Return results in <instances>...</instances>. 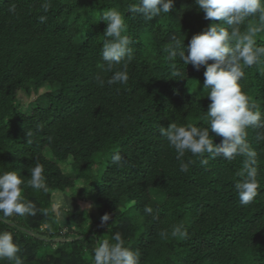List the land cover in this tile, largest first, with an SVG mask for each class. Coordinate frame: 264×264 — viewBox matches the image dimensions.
Instances as JSON below:
<instances>
[{"label":"trees","instance_id":"obj_1","mask_svg":"<svg viewBox=\"0 0 264 264\" xmlns=\"http://www.w3.org/2000/svg\"><path fill=\"white\" fill-rule=\"evenodd\" d=\"M138 2L0 0V171L15 170L26 180L41 163L49 192L21 186L22 196L39 209L50 208L51 192L67 189L75 190L74 200L97 206L96 215L69 212L68 225L41 211L0 220V231L12 233L24 264H93L96 243L111 241L117 231L125 246L139 249L141 264H264V141L257 140L264 128L247 129L259 184L247 205L235 189L245 157L186 153L183 160L194 163L181 172L160 133L171 122L209 127L205 68L197 71L178 56L170 60L166 49L172 35L187 47L193 35L219 21L206 20L194 0H173L168 14L149 21L128 11ZM44 3L50 4L46 13ZM110 8L124 16L132 49L128 82L111 86L107 80L123 66L111 72L102 66L107 25L100 17ZM258 24L250 17L241 30ZM256 43L264 46V32ZM173 71L181 76L172 77ZM244 73L242 91L264 115V62ZM20 91L34 102L29 113L22 110ZM210 136L221 143L222 137ZM116 152L120 164L112 163ZM106 213L111 219L102 227ZM174 225H183L188 237L171 238ZM165 230L168 239L160 235Z\"/></svg>","mask_w":264,"mask_h":264},{"label":"clouds","instance_id":"obj_2","mask_svg":"<svg viewBox=\"0 0 264 264\" xmlns=\"http://www.w3.org/2000/svg\"><path fill=\"white\" fill-rule=\"evenodd\" d=\"M203 11L206 20L219 21L212 23L207 29L192 36L187 47L175 35L171 36L174 43L166 49L168 58L177 56L184 65L191 64L197 71L203 66L204 89L210 100L206 120L209 127H198L192 124L180 125L171 122L168 127L160 128L162 136L166 137L169 147L176 152V159L180 161L179 170L187 172L194 163L189 159L183 160L186 153L192 156L209 154L211 158L223 157L232 160L236 156L245 157L243 168L238 173L240 180L235 189L241 205H247L257 195L259 187L257 181V152L247 141L248 128H264V115L251 103L250 97L242 91L240 81L244 77V67L259 65L264 62V46H258L256 37L264 32V0H194ZM173 0H139L137 4L128 7L133 15L140 14L146 20L168 14ZM45 13L50 4L42 5ZM14 11V9H12ZM250 17H258V25H249L244 31L241 26ZM46 15L39 17L41 23L46 21ZM107 25L104 30L105 40L101 50V57L106 69L112 71L115 65L123 66V70H116L107 80L109 86L126 84L129 76L127 72L128 60L132 49L131 41L124 33L127 31L125 18L116 8L104 10L100 20ZM187 53V54H186ZM212 61V63H209ZM172 77L181 76L180 71H173ZM103 85L104 81H100ZM210 132L222 137L219 145L214 144ZM27 143H32L28 137ZM257 140L264 141V133L257 134ZM123 157L119 152L112 155L113 164H120ZM207 164V159L200 161ZM30 175L25 180L15 170L0 171V220L10 217L36 216L38 212L51 213L59 220L63 217L65 196L62 192L53 191L50 194V208L39 209L35 202L22 196L24 188L49 192L44 176V167L36 162L30 169ZM93 205L88 204L86 210ZM144 211L152 214L153 209L145 206ZM158 218V217H154ZM111 219L109 214L101 218V226ZM164 239L169 238L168 231L160 233ZM171 238L186 239L187 229L183 225L172 226ZM20 247L14 242L9 231H0V261L8 260L14 264H24L18 255ZM93 264H141V252L125 246L119 231L109 239H99L93 249Z\"/></svg>","mask_w":264,"mask_h":264},{"label":"rangeland","instance_id":"obj_3","mask_svg":"<svg viewBox=\"0 0 264 264\" xmlns=\"http://www.w3.org/2000/svg\"><path fill=\"white\" fill-rule=\"evenodd\" d=\"M19 99L21 102V106H22V110H24L26 113H29L34 105V102L31 98V96H29L27 93H25L24 91H20L19 92ZM60 166L62 167V169L64 171H70V167L68 163H61ZM65 196V206L63 209V217L61 219H59V222L61 223V225H68L70 223V219L68 216L69 212H75L78 210H82V209H86V206L88 204L93 205V207L91 208V212L93 214H97V206L91 202V201H86V200H74V198L72 197L75 193V190L73 189H67L66 192H62Z\"/></svg>","mask_w":264,"mask_h":264}]
</instances>
